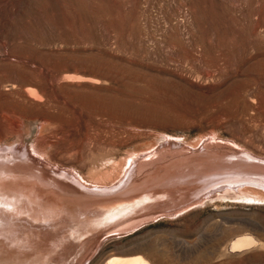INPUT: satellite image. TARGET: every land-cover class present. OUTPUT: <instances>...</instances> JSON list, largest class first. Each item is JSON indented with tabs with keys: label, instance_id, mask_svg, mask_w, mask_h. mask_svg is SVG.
Here are the masks:
<instances>
[{
	"label": "rangeland",
	"instance_id": "obj_1",
	"mask_svg": "<svg viewBox=\"0 0 264 264\" xmlns=\"http://www.w3.org/2000/svg\"><path fill=\"white\" fill-rule=\"evenodd\" d=\"M199 151L224 158L156 172L189 201L145 215L134 183ZM7 158L137 214L84 264H264V0H0Z\"/></svg>",
	"mask_w": 264,
	"mask_h": 264
},
{
	"label": "bare ground",
	"instance_id": "obj_2",
	"mask_svg": "<svg viewBox=\"0 0 264 264\" xmlns=\"http://www.w3.org/2000/svg\"><path fill=\"white\" fill-rule=\"evenodd\" d=\"M21 163V160L12 162L11 158L0 160L2 172L12 177L0 179V203L4 205L0 208V264H84L85 256H82L87 255L113 225L122 226V222H132L137 216L134 214L136 216L130 219L134 210H122L117 205L119 198L107 199L108 191L103 193L97 187L93 188L95 193H91L89 190L92 188L75 185L57 173H34L27 166L22 169ZM150 178L142 183H134L148 184V187H142L135 193L141 199H152L145 202V207L149 206L156 212L158 209H172L181 205L180 201L186 197L184 194L170 198L173 193L164 194L162 187L161 192L158 189L146 191L147 188H153L150 184L156 183V178ZM182 188L179 191L187 190ZM98 204L101 208L95 209L101 214L95 216L92 210ZM151 211L145 215L153 214ZM71 257L73 259L70 261ZM105 264H148V261L141 256L113 257Z\"/></svg>",
	"mask_w": 264,
	"mask_h": 264
},
{
	"label": "water",
	"instance_id": "obj_3",
	"mask_svg": "<svg viewBox=\"0 0 264 264\" xmlns=\"http://www.w3.org/2000/svg\"><path fill=\"white\" fill-rule=\"evenodd\" d=\"M201 155H205V156H207V157H209V158H214V159H223L224 157H223V154H221V153H203V152H201V151H199V152H193V153H191V154H189V155H186L185 156V158L183 157V158H179L177 161H175V163L174 162H171V163H169L168 165H166V166H168L166 169H164V170H162L161 168L160 169H157L154 173H152L154 176H152V178L153 177H155L156 175H158V174H160V172L162 173L163 171L165 172V174L166 173H168V172H170V169L173 167H176L177 165L179 166V168H182V167H185L188 163H187V161L189 160H192V159H194L195 157L197 158L198 156H200V157H202ZM236 158L235 159H240L238 156H235ZM241 158H245V157H241ZM247 162H249V161H247ZM250 164V163H249ZM256 165H259V166H261V168L263 167V165H264V163H262V162H259V163H257ZM175 169V168H174ZM165 170H167V171H165ZM156 172H158L157 174H156ZM163 172V173H164ZM156 174V175H155ZM145 180V178L144 179H141V181H139V183H142L143 181ZM186 192V191H185ZM166 192H164V194H165ZM154 196H156V195H154ZM153 196V197H154ZM189 196V194H187V197ZM171 197V196H170ZM189 201V198H188V200L187 201H180V204H182V203H187ZM183 205V204H182ZM178 206H176V207H174V208H172V209H176ZM167 210H169V209H164V210H162V211H160V210H157V211H160V213H162V212H165V211H167ZM171 210V209H170ZM156 211V212H157ZM155 211L154 210H152L151 211V213H154Z\"/></svg>",
	"mask_w": 264,
	"mask_h": 264
},
{
	"label": "snow or ice",
	"instance_id": "obj_4",
	"mask_svg": "<svg viewBox=\"0 0 264 264\" xmlns=\"http://www.w3.org/2000/svg\"><path fill=\"white\" fill-rule=\"evenodd\" d=\"M3 207H4L3 203H0V208H3Z\"/></svg>",
	"mask_w": 264,
	"mask_h": 264
}]
</instances>
